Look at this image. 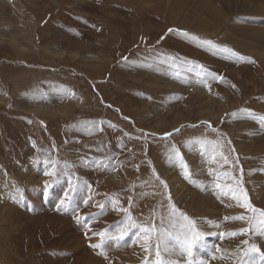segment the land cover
Returning <instances> with one entry per match:
<instances>
[{
	"label": "rangeland",
	"instance_id": "1",
	"mask_svg": "<svg viewBox=\"0 0 264 264\" xmlns=\"http://www.w3.org/2000/svg\"><path fill=\"white\" fill-rule=\"evenodd\" d=\"M263 49L264 0H0V264H264Z\"/></svg>",
	"mask_w": 264,
	"mask_h": 264
},
{
	"label": "snow or ice",
	"instance_id": "2",
	"mask_svg": "<svg viewBox=\"0 0 264 264\" xmlns=\"http://www.w3.org/2000/svg\"><path fill=\"white\" fill-rule=\"evenodd\" d=\"M169 31H171V29ZM177 131H179V130L177 129ZM170 135H172V133H166L165 134V136H170ZM224 159H225V162L227 163V158L225 157ZM50 164H51V166L53 168H55V163L54 162H50ZM182 166L185 169L188 168V165H187L186 162ZM44 174L45 175H51L53 177H56V176L59 175V172L58 171L49 172V171L46 170ZM222 175L224 177L228 178V179H233V180L235 179L234 176H232L230 173H227V172L222 173ZM164 186H165V188H167V185L166 184ZM215 187H216V189L223 191V188L225 187V185H221L220 183H217L215 185ZM72 191H75V190L73 189ZM229 191H232L233 192V199H237V197L235 196L234 191L232 189H229ZM241 191H244V190L241 189ZM224 194L227 195L228 192H225ZM244 199H245V201H248V197H247L246 191L244 192ZM70 200H71V197L66 193L65 194V198L63 200H61L60 203H61V205H63L65 202H70ZM88 202H89L88 200H85L84 201L85 204H87ZM241 206L249 209L253 213L259 212L260 217H261V219L259 220V223L260 224H264V210L256 209L255 207H253L251 205L250 202H246L245 204H243ZM236 218L237 219H245V217H243V216L236 217ZM184 219H187V217H184ZM253 219H255V217H253ZM136 226L137 225L132 224V227H136ZM243 231H245V230L242 229L241 232H243ZM139 232L144 234L143 237H142V239L145 241V244L147 245V243L152 239V233L153 232H157V229H156L155 225L153 224L151 227L141 226L139 228ZM126 234H127V229H121V231H120V233L118 235H119L120 238H123V236L126 235ZM98 235L105 236L106 234L103 233V232H101V233H98ZM162 235H163V232H157V239H160ZM233 235H235V233H233ZM199 238H200L199 234H193V236L191 238H189L187 235L185 236L184 243L187 246L188 255H191L192 246L199 240ZM93 247H102V245H93ZM168 250L169 249H168L167 245H165L164 251L167 252ZM248 251L259 252L260 250L258 248H256V247H251V248L248 249ZM244 255H247V253H244ZM262 255H264V254H262ZM155 256H156V259L154 261V264H177L176 261L166 262L164 259H162L161 258V252L159 250V247H157ZM201 264H205V262L204 261H201ZM241 264H243V261H241Z\"/></svg>",
	"mask_w": 264,
	"mask_h": 264
},
{
	"label": "bare ground",
	"instance_id": "3",
	"mask_svg": "<svg viewBox=\"0 0 264 264\" xmlns=\"http://www.w3.org/2000/svg\"><path fill=\"white\" fill-rule=\"evenodd\" d=\"M260 9V6H259V4L258 3H256V2H253V1H245V2H243V3H241V4H239V3H235L230 9H227V8H225V7H223V6H220V5H218V6H215L214 8H213V15H214V17L218 20V21H222V22H224L225 21V19L228 17V15L230 14V13H234V12H237V11H240L241 13H244V14H249V13H251V12H255V11H258ZM202 11H205V6L204 5H201L200 6V9H199V12H202ZM198 14H200V15H203V13H198ZM205 14V13H204ZM196 17V16H195ZM206 17V18H205ZM205 17L204 16H199V19H203V21H205V22H208V20H207V15H205ZM198 20V19H197ZM201 21V20H200ZM202 21V22H203ZM224 31H226V30H224ZM258 37V35L257 34H253V35H250V37L248 38V39H246L245 40V42H247V43H250L251 41H250V39H256ZM254 51H256V50H258L259 52H260V50L259 49H256L255 50V48H252ZM251 49V50H252ZM261 53H263V55H264V49L263 50H261ZM36 166V165H35ZM32 167V166H31ZM177 185V184H176ZM179 195V194H178ZM188 195V194H187ZM96 200V199H95ZM94 200V201H95ZM16 213V212H15ZM10 218H11V216H9ZM94 233V232H93ZM97 234V233H96ZM95 234V235H96ZM98 236V235H97ZM210 236H215V235H213V234H210ZM250 238H252V239H256V238H260V239H262V240H260V241H262V244L264 245V234L262 233V232H259V233H257V234H255V235H252ZM220 239V238H219ZM224 239V238H223ZM222 239V240H223ZM228 239V238H227ZM221 240L220 241V247L222 248V254L224 253V254H228V252L229 253H231L232 251V249H233V247L235 246L234 245V243L231 241V240ZM142 242V241H141ZM138 243V242H137ZM144 243V242H143ZM111 243H109V245H107V247L108 248H110V247H112V245H110ZM140 244V243H139ZM118 245V244H117ZM128 245V244H127ZM126 246V245H125ZM178 246H180V245H178ZM183 246V245H182ZM129 247H132V246H130L129 245ZM129 247H125L124 249L125 250H127V252H126V257H129V258H133L134 256L132 255V254H134V255H136V253H140V252H135L134 250V252H132L131 250L129 251ZM174 247V246H173ZM181 247V246H180ZM185 247L186 246H184L183 247V249H185ZM121 248V247H120ZM187 248V247H186ZM132 249V248H131ZM180 249V248H179ZM216 250H217V248H215ZM113 250H118V249H116V248H111L110 250H109V252L107 253V258L109 257V255L110 256H112V254L113 253H111L110 251H113ZM121 250H123V249H121ZM221 250V249H220ZM124 251V250H123ZM185 251H187V249L185 250ZM181 252L183 253V250H181ZM180 252V253H181ZM142 253V252H141ZM140 253V254H141ZM196 254V253H195ZM221 254V253H220ZM222 254H221V257H220V263L219 264H221V261H223V262H225L224 264H230V262L228 263L227 262V257L226 256H224L225 258H223V256H222ZM139 255V254H138ZM142 255V254H141ZM196 255H198V253L196 254ZM106 256V255H105ZM140 256V255H139ZM187 256H188V254H187ZM94 257H95V259L97 260L99 257L98 256H96L95 254H94ZM191 257V256H190ZM136 257H134V259H135ZM138 258V257H137ZM192 258V257H191ZM218 258V257H217ZM232 258V257H231ZM200 259V258H199ZM198 259V257L197 256H195L193 259H191L192 260V262H191V264H201V261ZM217 261H219V260H217ZM90 262H91V264H93L94 263V260H92V259H90ZM184 262H185V264H189L190 262H188V261H185L184 260Z\"/></svg>",
	"mask_w": 264,
	"mask_h": 264
},
{
	"label": "crops",
	"instance_id": "4",
	"mask_svg": "<svg viewBox=\"0 0 264 264\" xmlns=\"http://www.w3.org/2000/svg\"><path fill=\"white\" fill-rule=\"evenodd\" d=\"M71 207H73V206H71ZM75 212H77V210H75Z\"/></svg>",
	"mask_w": 264,
	"mask_h": 264
}]
</instances>
